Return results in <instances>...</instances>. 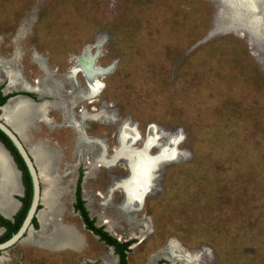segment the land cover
<instances>
[{
    "label": "rangeland",
    "instance_id": "rangeland-1",
    "mask_svg": "<svg viewBox=\"0 0 264 264\" xmlns=\"http://www.w3.org/2000/svg\"><path fill=\"white\" fill-rule=\"evenodd\" d=\"M251 26L222 0H0V56L12 61L18 52L15 66L31 87L44 74L35 54L58 77L95 52L99 68L114 66L101 78L106 87L99 101L87 110L105 101L119 120L85 122L89 136L109 138V154H116L127 121L139 130L136 149L151 129L160 144L175 139L177 155L160 163L156 188L134 212V225L114 207L123 199L121 189L112 190L114 202H106L108 175L130 173L121 156L116 162L94 161L88 153L76 158L71 127L51 130L41 122L39 131L30 129L32 140L48 139L59 152L58 177L68 188L63 218L81 228V249L65 250L67 264L113 259L112 249L91 239L73 213L77 176L67 169L77 174L80 166L86 203L98 224L105 222L122 240L143 239L128 264H150L171 241L195 264H264V36L254 37ZM76 80L86 86L82 73ZM9 83L1 73L0 86ZM50 117L63 119L57 111ZM149 153L159 155V146ZM47 253L25 239L4 253L3 264L14 255L24 264L46 263L53 257ZM152 264L173 263L156 258Z\"/></svg>",
    "mask_w": 264,
    "mask_h": 264
},
{
    "label": "bare ground",
    "instance_id": "bare-ground-1",
    "mask_svg": "<svg viewBox=\"0 0 264 264\" xmlns=\"http://www.w3.org/2000/svg\"><path fill=\"white\" fill-rule=\"evenodd\" d=\"M236 14L242 24L253 26L254 33L259 37L264 35V0H222ZM234 25H236L234 23ZM243 27V26H242ZM14 54V60H5L0 56V77L1 73L10 80L6 92L12 93L16 90H32L39 96L51 95L55 101L43 104H34L24 98H13L3 106L1 118L6 121L21 136L29 151L31 152L40 172L44 184L42 203L44 209L40 212L38 219L41 225L40 232H30L27 243L34 245H59L76 246L82 243V238L75 231L74 227L62 224L59 220L64 213L62 197L64 192H68L67 186L60 183L58 174L60 170V155L56 148L50 147L44 139L36 141L30 138L29 131L37 127L40 121L48 120V111L51 107H57L62 111L64 124L71 127L76 132V158H81L86 153L93 154L94 161L105 162L115 161L119 155L123 161L128 164L130 173L126 180L115 181L109 188L106 195V202L111 203L112 190L119 188L124 192V200L118 207L124 212L128 219L134 225L138 220L134 212L141 210L144 195L154 190L160 163L166 160H172L176 157L175 139L170 138L169 144L158 143V136L154 129H151L144 147L141 149H132L139 140V130L128 121L121 126L118 136V150L111 159L106 158L105 145L95 137H88L85 130L87 120L98 119L103 122L111 121L114 116L108 114L105 110L95 114L87 112L82 113L81 120H77L73 107L80 99L91 98L102 90V84L98 77L107 73L111 68H99L95 56L87 54L78 60L76 66L68 73L58 77L50 72L45 61L41 56L35 54V60L43 68L44 74L35 87H31L22 77L20 69L15 66V59L18 56ZM10 59V58H9ZM14 63V64H13ZM78 73H82L86 86L77 89L75 78ZM3 78V77H2ZM5 78V77H4ZM69 82L72 84V94L62 93L63 84ZM50 120H48L49 122ZM50 123V122H49ZM164 135V134H163ZM162 135V136H163ZM178 139V138H177ZM159 146V155L156 157L150 155L151 147ZM179 155V154H178ZM119 161V159H118ZM116 162V161H115ZM104 164V163H103ZM95 165V164H94ZM109 166V165H106ZM68 173L75 172L70 169ZM67 174V173H66ZM89 177V175H88ZM20 194L19 173L12 165L8 155L0 146V212L8 215L16 208L12 196ZM149 227L148 224H144ZM144 233V232H143ZM156 258H167L175 264H195V257L188 254L175 241L152 257L150 264ZM107 264H114L113 259L106 257ZM1 264V263H0Z\"/></svg>",
    "mask_w": 264,
    "mask_h": 264
},
{
    "label": "flooded vegetation",
    "instance_id": "flooded-vegetation-1",
    "mask_svg": "<svg viewBox=\"0 0 264 264\" xmlns=\"http://www.w3.org/2000/svg\"><path fill=\"white\" fill-rule=\"evenodd\" d=\"M92 55H96L97 52L95 53H91ZM74 57H79V56H74ZM73 57V58H74ZM99 58V57H98ZM97 58V60H98ZM75 60V59H74ZM76 61V60H75ZM73 67V66H72ZM70 69V68H69ZM68 69V71H69ZM73 69V68H72ZM71 69V70H72ZM49 70L50 72L54 73L53 75H56L58 76L57 73V70H52L50 67H49ZM76 80V78H75ZM37 83V81H35V84ZM65 85H69L70 88H66ZM75 85H76V88L77 89H82L83 87L80 85V83L76 80L75 81ZM105 85L102 87V90L99 94L97 95H94V97H91V98H86V99H80L77 101V103L74 105L73 107V112L77 118V120H81L82 118V113L83 112H87V113H98L100 111H106L108 114H111V115H114V110L111 109V105L105 101H101L100 104H98L97 107H94V106H91L89 107V111L87 110V105H90V104H93L97 101H99L98 97L103 93V91L105 90ZM6 88L5 87H1L0 86V91L1 93L4 95V96H7V95H12L8 98V100L11 98V97H15V96H18V95H25L26 97H28L31 101L34 102V104H39V103H47V102H53L55 101V97L54 96H51V95H44V96H39L35 91H32V90H23L22 92H15L13 94H8V93H5L4 90ZM19 91V90H18ZM73 92V88H72V84H70L69 82H65L63 84V88H62V93L65 94V95H68V94H72ZM37 94V95H36ZM41 99V100H39ZM7 100V101H8ZM6 101V103H7ZM5 105V104H4ZM3 106V105H0V107ZM78 106H81L78 108ZM1 109V108H0ZM53 111H57L58 113H60L61 117L63 119H61V122L60 123H57L54 121L53 117H50V113L53 112ZM0 114H1V111H0ZM117 116V115H116ZM114 117L113 120L111 121H107V122H103V123H107V124H112L114 122H117L119 120V118L117 117ZM48 120H50L48 122L46 121H40L39 123L43 122L45 123V125L51 129V130H55L57 128H61L62 126H67L64 124V117L62 116V111L57 107H51V109H49L48 111V116H47ZM96 121H100V120H96ZM90 128V126L88 124L85 123V130H86V133H87V129ZM120 128V126H119ZM118 128V130H119ZM32 129L34 130H37L39 131V127H33ZM118 130H117V133H118ZM88 135V133H87ZM88 137H93V136H89ZM111 137H114V135L110 136ZM117 137V136H116ZM96 138V137H95ZM105 146V152H106V158L107 159H111L113 156H114V152L113 154H109L108 153V150L110 148V145L107 144V142L109 141V138L104 136L102 138H98ZM117 139V138H116ZM0 140L2 141V139L0 138ZM46 140L48 143H50V141L48 139H44ZM117 141V140H116ZM3 142V141H2ZM50 145V144H49ZM6 146V145H5ZM50 147H53L54 146H51ZM142 147V146H141ZM140 147V148H141ZM107 150V151H106ZM108 153V154H107ZM92 154V153H91ZM152 154H155V153H152ZM84 158V157H82ZM14 159L18 165V168L20 169L19 167V164L16 160V157L14 156ZM100 167H106V166H96L94 167L95 171L98 170V168ZM114 167V166H113ZM106 168H109V167H106ZM111 168V167H110ZM21 170V169H20ZM127 174L124 175V176H118V175H108V184H107V188H106V191L109 190V187L111 186V184H113L115 181H120V180H126L128 178V175H129V170L127 169ZM22 172V183H23V186H24V190H23V195L22 196H19V195H14V198H15V206L18 207V210L17 212L14 214V220L11 221L12 224L9 226V225H6V224H3L2 221L0 220V243L4 242V241H7L8 239H10L13 235H15L19 230L20 228L22 227V225L24 224L25 222V219L27 217V214L29 212V209L31 207V204H32V199H33V185H32V196H31V202L29 204V207L27 209V211H25L26 209V206H27V203L29 202V190H28V185L26 184L25 180H24V173L23 171L21 170ZM85 172H84V169H83V166H80L78 168V171H77V174H73L74 176L76 175L77 176V181H76V185H75V190L73 191V199H74V202H73V205H72V208H73V213L77 216H79V219L83 222L84 224V229L85 231L88 232V236L91 237V239H95L96 241H98L99 243L103 244L104 246H107L108 248L112 249V254H113V262L114 264H121L122 262V259H121V254L118 252V250H122L124 253H126L127 255V264H128V254L131 252V250L133 249L134 246L140 244L143 239H141L140 241H137L136 239H129V240H122L121 238L117 237L115 234L112 233L111 230L108 229V227L105 226V222L103 225H99L98 224V221L92 217V214L90 213V210L88 208V204L86 203V207H87V210L89 211V217L93 220H95L94 222V225L97 229H99V231H95L94 229H91L88 224L85 222V218L83 216V213L80 209L77 208V204H78V187L80 185V188H81V196L83 198V200L86 202V198H85V190H84V184H85V179L87 177L84 176ZM72 175V174H71ZM85 177V179H84ZM32 181V179H31ZM97 181V180H96ZM64 195L67 196V192L65 190L64 192ZM63 195V196H64ZM99 195V194H98ZM123 195H124V192H123ZM122 195V201L119 202L117 205H114V207L122 214V215H125L124 212H121L118 207L120 206V204L123 202L124 200V197L125 195L123 196ZM148 197V196H147ZM17 201V202H16ZM114 202V200L112 201ZM111 202V203H112ZM17 203V204H16ZM41 208V206H40ZM26 213V214H25ZM64 215H65V212L62 214V216L60 217V221L62 222V224L64 225H67V226H70L68 223H66V221H64ZM126 216V215H125ZM127 217V216H126ZM128 218V217H127ZM33 226V229H34V232L37 233V231L39 230L38 225H40L39 221L34 218L32 224ZM74 227L75 231L79 234V236H81V234L79 233L81 231V228H77L76 226H72ZM109 228H112V227H109ZM108 234L109 236H111L114 240H116L118 243V245H116L115 243H109V239L107 237H105V234ZM29 236V234H25V236L22 237V239H20L16 244H14L13 247H15L17 244H19L20 242L24 241L25 239H27ZM26 244L28 246H36L40 249H43V250H46L48 253H51L53 254V257L50 258V254L48 255V258L44 259V262L46 263H39V262H36L35 261V264H67L66 262V259L64 258L65 254V250L66 249H70V250H73L75 252H78L80 251V246L81 245H76V246H64L62 244H59V245H43V246H40V245H34V244H31V243H27ZM11 247V248H13ZM79 249V250H78ZM72 252V251H71ZM19 254V253H18ZM17 254V255H18ZM3 255L4 253L3 252H0V263L3 264ZM76 261V259H75ZM4 264H24V261L21 259V258H18V256L14 255V258H6V262ZM106 264V263H105Z\"/></svg>",
    "mask_w": 264,
    "mask_h": 264
},
{
    "label": "water",
    "instance_id": "water-1",
    "mask_svg": "<svg viewBox=\"0 0 264 264\" xmlns=\"http://www.w3.org/2000/svg\"><path fill=\"white\" fill-rule=\"evenodd\" d=\"M250 28H251L253 36H254L253 26H251ZM99 56L100 55L98 53L95 55L96 60H97V58ZM110 67H111V69L107 73H103V74L100 75V82H101L102 86H104V83L101 81V78H103L106 75L110 74L114 70V66L113 65L107 67V69L110 68ZM13 98L14 99L15 98H24V99H27L30 102L34 103L28 97H26L25 95H18V96H15V97L13 96L9 100H11ZM6 104L7 103H5V105ZM39 104H43V103H39ZM5 105H3V106H5ZM3 106H1L0 108H2ZM0 130L12 141V143L14 144V146L17 148L18 152L22 156V158H23V160H24V162H25V164H26V166L28 168V171L30 173V176H31V179H32V185H33L32 204H31V207L29 209V212L27 214V217L25 219L24 224L22 225L20 230L15 235H13L10 239L0 243V252L5 253L8 249L13 247L14 244H16L20 239H22V237L25 236L26 232H27V234H29L31 231L34 232L33 226L31 224H32L34 218H36L39 221L38 216H39L40 212L43 210L42 208H40V206H43L42 197H43L44 184L42 182L38 166H37L32 154H31V152L29 151L27 145L25 144V142L23 141L21 136L14 130V128L12 126H10L6 121H4L1 118V115H0ZM0 146L4 149V151L6 152V154L9 157L12 165L15 167V169L19 173V185H20L21 193L20 194L16 193L14 195L22 196L23 195V190H24V186H23V183H22V176H21L22 172L18 168V165H17V163H16V161L14 159V156L12 155L10 150L5 146V144L1 140H0ZM132 149H135V147H133ZM162 166L163 165H161L157 169L158 170L157 177L160 174L159 171H160ZM150 194L151 193L149 192V193H146L144 195V197H143V200H144L143 201V205H144V203L146 201L147 196L150 195ZM14 195L12 196V199L15 201ZM143 205H142V207H143ZM17 206H16V208L14 209V211L12 213H10L8 215H5V214L0 212V215L2 217H4L5 219L13 221L14 220V214L18 210ZM142 207L140 209H142ZM40 231H41V225H40V228H39V230L37 232H40Z\"/></svg>",
    "mask_w": 264,
    "mask_h": 264
},
{
    "label": "trees",
    "instance_id": "trees-1",
    "mask_svg": "<svg viewBox=\"0 0 264 264\" xmlns=\"http://www.w3.org/2000/svg\"><path fill=\"white\" fill-rule=\"evenodd\" d=\"M10 96H12V95L4 96L0 91V105H4ZM0 138L2 139V141L6 145V147L10 150L12 155L16 157V160L19 164V167L24 173V180H25L26 184L28 185V190H29V202L27 203V206L25 209V211H27L29 204L31 202V196H32V181H31L30 173L28 171V168H27L22 156L18 152L17 148L14 146L12 141L1 130H0ZM78 196H79V198H78L77 208L82 211L83 216L85 218L84 219L85 222L88 224V226L91 229H94L95 231H99V229H97L94 225L95 220H93L89 217V211L87 210V207L85 205L86 202L83 200V198L81 196L80 185L78 187ZM0 220L2 221L3 224L9 225V226L12 224V222L10 220L5 219L1 215H0ZM105 237H107L109 239V243H115L116 245H118L117 244L118 242L116 240H114L111 236H109L107 233L105 234ZM118 252L121 254V259H122L121 264H127L126 253H124L122 250H118Z\"/></svg>",
    "mask_w": 264,
    "mask_h": 264
}]
</instances>
